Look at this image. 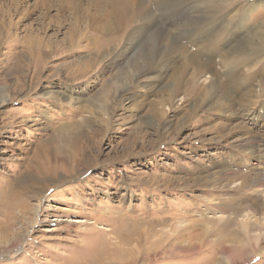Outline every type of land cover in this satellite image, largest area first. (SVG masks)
Instances as JSON below:
<instances>
[{"label": "rangeland", "instance_id": "obj_1", "mask_svg": "<svg viewBox=\"0 0 264 264\" xmlns=\"http://www.w3.org/2000/svg\"><path fill=\"white\" fill-rule=\"evenodd\" d=\"M110 1L0 0V264H101L149 221L219 230L225 202L264 217V0H134L107 32Z\"/></svg>", "mask_w": 264, "mask_h": 264}, {"label": "bare ground", "instance_id": "obj_2", "mask_svg": "<svg viewBox=\"0 0 264 264\" xmlns=\"http://www.w3.org/2000/svg\"><path fill=\"white\" fill-rule=\"evenodd\" d=\"M133 2L135 1L111 0L110 4H108L109 9L106 12L108 17L105 16L106 18L103 20L101 26L103 31L116 32V30H120V23L123 17L128 16L129 21L133 20ZM155 30L149 36L158 42L162 29L157 28ZM91 39L94 40L93 38ZM108 41L109 39H102L93 41V43L102 46ZM155 41L153 49H155ZM140 53L141 57L146 59V63L149 61L148 59H152L156 55L155 52L153 53L146 49ZM63 152L65 150L62 147L60 153ZM67 157L71 158L69 154H67ZM225 203L221 205V208L232 212H230L231 215H228L226 220L219 224V230L216 228L217 222L212 221L210 218L211 220L205 221L202 225L203 229L201 233H194L193 230L186 238L173 233L154 235L152 233L155 228L154 226L159 223L149 221L150 228L144 230L141 234H123L114 244L112 239L108 237L106 240L104 239V246L100 253L98 251L96 257L101 261V264H149L151 261L164 257L167 254H185L192 250L201 252V250L205 249L210 252V261L207 264H251L248 262L257 258L263 260L264 264V246L259 245L264 236L262 232L258 231L264 227V217H257V210L253 209L251 213H248L252 218L246 217L245 219H240L239 216L243 212V207L238 204L234 206L232 202ZM197 221H191V226L196 225ZM138 224H142V221H139L135 225L137 229L139 227ZM196 235L198 236L196 237ZM114 251L119 252L117 256L113 253ZM218 252L223 253L222 258L215 257V254Z\"/></svg>", "mask_w": 264, "mask_h": 264}]
</instances>
